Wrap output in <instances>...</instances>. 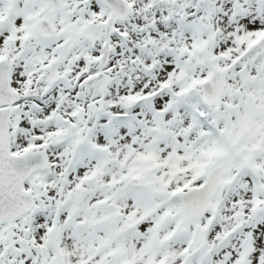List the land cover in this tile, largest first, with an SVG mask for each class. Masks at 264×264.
I'll use <instances>...</instances> for the list:
<instances>
[{
	"label": "snow or ice",
	"instance_id": "1",
	"mask_svg": "<svg viewBox=\"0 0 264 264\" xmlns=\"http://www.w3.org/2000/svg\"><path fill=\"white\" fill-rule=\"evenodd\" d=\"M0 264H264V0H0Z\"/></svg>",
	"mask_w": 264,
	"mask_h": 264
}]
</instances>
